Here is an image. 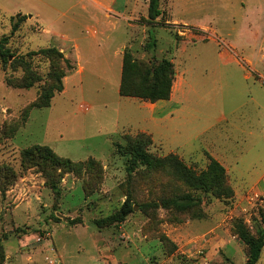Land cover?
I'll return each instance as SVG.
<instances>
[{
  "label": "rangeland",
  "instance_id": "374dc122",
  "mask_svg": "<svg viewBox=\"0 0 264 264\" xmlns=\"http://www.w3.org/2000/svg\"><path fill=\"white\" fill-rule=\"evenodd\" d=\"M140 1L124 50L144 62L167 57L174 69L170 97L152 103L118 93L123 52L112 50L125 42L121 30L90 50L61 23L77 11L75 0H0V39L40 79L9 85L26 73L0 62V264H245L234 224L264 232V0H159L154 21ZM42 28L78 36L80 61L67 40ZM47 47L75 70L49 106L32 107L50 65L62 66L41 53ZM138 132L151 137L149 152L177 154L197 172L216 158L233 197L192 190L166 171L128 173V155L115 154L113 142ZM34 144L81 164L47 170L52 185L46 170L21 165L20 151ZM185 192L200 205L144 207ZM126 200L133 210L117 220ZM256 264H264V246Z\"/></svg>",
  "mask_w": 264,
  "mask_h": 264
},
{
  "label": "trees",
  "instance_id": "16d2710c",
  "mask_svg": "<svg viewBox=\"0 0 264 264\" xmlns=\"http://www.w3.org/2000/svg\"><path fill=\"white\" fill-rule=\"evenodd\" d=\"M161 13L159 0H147V18L154 21ZM6 38L0 39V62L3 68L8 64L17 63L22 66L26 75L19 83L7 81L9 85L29 87L34 81L40 80L29 67V63L16 57L6 46ZM49 59L62 62V66L50 65L49 78L46 87L32 107L42 108L50 104V99L55 92L63 90L62 78L65 76V68H71L69 60L63 56L55 47H47L41 50ZM174 79V69L171 60L163 57L159 60L152 57L151 61L144 62L136 59L129 50H124L122 54L121 78L118 85L120 96L136 97L148 102L167 100L171 94L172 82ZM16 127L12 129L14 133ZM125 143L113 142V152L119 155H128L126 160V171L134 172L142 167L146 171H166L173 179L182 182L192 190H203L210 192L219 199H231L233 189L229 184L228 176L224 166L211 156H208L206 168L197 172L193 168L184 164L177 154L168 153L163 156L149 152L148 148L152 143L151 137L138 132L135 135H125ZM20 162L22 166H37L43 170L68 169L81 163H73L70 159L58 156L47 145L34 144L23 148L20 151ZM86 164L96 165L97 161L88 158ZM47 179L55 185V179L47 173ZM3 179V178H2ZM8 183V181H7ZM6 189L4 183H0V190ZM201 199L190 193H177L170 197H161L156 202L144 203V207L161 206L163 208H173L176 211H189L200 205ZM133 208L126 200L119 210L116 218L123 219L131 213ZM201 217V216H199ZM234 232L243 242L246 248L247 259L245 264H256L259 260L261 250L264 246V232L258 236L251 234L241 221L234 224Z\"/></svg>",
  "mask_w": 264,
  "mask_h": 264
},
{
  "label": "crops",
  "instance_id": "0c3cea01",
  "mask_svg": "<svg viewBox=\"0 0 264 264\" xmlns=\"http://www.w3.org/2000/svg\"><path fill=\"white\" fill-rule=\"evenodd\" d=\"M140 2V0H75L77 11L74 12L72 17H69L66 20H63L61 18V23L63 24V26H67L70 30L76 31L79 38L87 43L86 46L90 50L91 48L92 50L101 48L105 43H108L109 39H112L113 33L119 32L121 30L123 38L125 37V42L121 43L120 46H116L112 50V53L117 56V54L123 52L125 48L124 43H127V39L131 34V31L129 29L130 21L135 18L134 13L136 12V9L139 8L138 5L140 4ZM143 5L144 9H146L147 3ZM23 14L31 15L32 18L39 17V14L37 12H25ZM56 20H59L58 17H56ZM42 30L44 34H47V36L52 35L67 40V42L72 46L71 54H74L76 60L80 61L79 42L76 38L78 36L71 37L70 34H67L66 30L62 28L56 31L50 29L46 30L43 28ZM59 43L63 42L59 41ZM65 58L69 60L71 68L66 69L64 89L66 80L74 74L73 73L69 76H66L70 73H67V71L71 70L72 72L73 70H75L74 63L68 57ZM78 61L77 63H79ZM83 71V68L79 66L77 74L81 75L83 74ZM158 113L159 112H155L154 115H149L147 121H149V123L150 121H154L156 118L155 116H157ZM147 127L151 129L150 126ZM260 178L261 176L259 177V179Z\"/></svg>",
  "mask_w": 264,
  "mask_h": 264
}]
</instances>
